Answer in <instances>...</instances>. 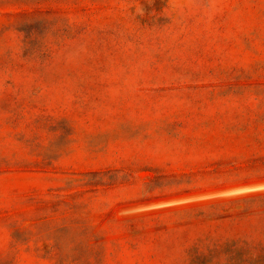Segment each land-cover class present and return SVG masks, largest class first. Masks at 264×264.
<instances>
[{
  "label": "rangeland",
  "instance_id": "374dc122",
  "mask_svg": "<svg viewBox=\"0 0 264 264\" xmlns=\"http://www.w3.org/2000/svg\"><path fill=\"white\" fill-rule=\"evenodd\" d=\"M0 264H264V0H0Z\"/></svg>",
  "mask_w": 264,
  "mask_h": 264
}]
</instances>
